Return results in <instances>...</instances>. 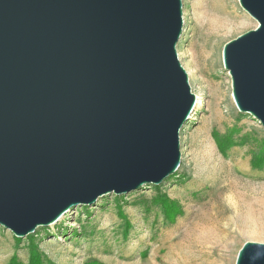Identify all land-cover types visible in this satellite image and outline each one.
I'll return each mask as SVG.
<instances>
[{
    "label": "water",
    "instance_id": "1",
    "mask_svg": "<svg viewBox=\"0 0 264 264\" xmlns=\"http://www.w3.org/2000/svg\"><path fill=\"white\" fill-rule=\"evenodd\" d=\"M226 42L241 112L264 125V0ZM182 0H0V225L25 237L77 205L162 183L197 98ZM236 264H264L247 241Z\"/></svg>",
    "mask_w": 264,
    "mask_h": 264
},
{
    "label": "rangeland",
    "instance_id": "2",
    "mask_svg": "<svg viewBox=\"0 0 264 264\" xmlns=\"http://www.w3.org/2000/svg\"><path fill=\"white\" fill-rule=\"evenodd\" d=\"M182 2L178 56L200 103L180 131L177 171L77 205L25 237L0 225V264H32L35 252L41 264H236L245 242H264V125L237 107L223 59L226 42L258 21L237 0L236 24L216 38L205 3ZM227 137L234 143L222 150ZM165 198L181 213L169 217Z\"/></svg>",
    "mask_w": 264,
    "mask_h": 264
},
{
    "label": "bare ground",
    "instance_id": "3",
    "mask_svg": "<svg viewBox=\"0 0 264 264\" xmlns=\"http://www.w3.org/2000/svg\"><path fill=\"white\" fill-rule=\"evenodd\" d=\"M236 1L237 0H200V2L205 4L199 8V12L205 18L204 21H206L207 25L214 30L213 32L216 38L223 36L224 33H228L232 26L236 24L238 19ZM197 101L200 103V97H198ZM62 217H64V214L59 220Z\"/></svg>",
    "mask_w": 264,
    "mask_h": 264
},
{
    "label": "trees",
    "instance_id": "4",
    "mask_svg": "<svg viewBox=\"0 0 264 264\" xmlns=\"http://www.w3.org/2000/svg\"><path fill=\"white\" fill-rule=\"evenodd\" d=\"M224 140L225 141H223L222 138L219 139V142H220L219 145L222 150H225L227 146L234 143L231 137H227V143H226V138ZM164 206H165L166 214L171 218H174V216L181 213V208L178 207L173 201L168 200L167 198H165L164 200ZM12 262H15V261L12 260ZM41 263H42L41 256L37 252H35L32 255V264H41Z\"/></svg>",
    "mask_w": 264,
    "mask_h": 264
}]
</instances>
